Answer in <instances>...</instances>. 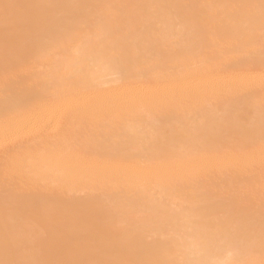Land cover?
Returning a JSON list of instances; mask_svg holds the SVG:
<instances>
[{
  "label": "bare ground",
  "instance_id": "1",
  "mask_svg": "<svg viewBox=\"0 0 264 264\" xmlns=\"http://www.w3.org/2000/svg\"><path fill=\"white\" fill-rule=\"evenodd\" d=\"M0 264H264V0H0Z\"/></svg>",
  "mask_w": 264,
  "mask_h": 264
},
{
  "label": "rangeland",
  "instance_id": "2",
  "mask_svg": "<svg viewBox=\"0 0 264 264\" xmlns=\"http://www.w3.org/2000/svg\"><path fill=\"white\" fill-rule=\"evenodd\" d=\"M1 82H4V79L1 80ZM120 226V225H119ZM25 237L28 238V239H31L33 237V233L28 231V232H25Z\"/></svg>",
  "mask_w": 264,
  "mask_h": 264
}]
</instances>
